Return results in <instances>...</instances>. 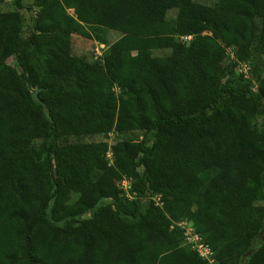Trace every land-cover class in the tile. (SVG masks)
<instances>
[{"label": "trees", "instance_id": "1", "mask_svg": "<svg viewBox=\"0 0 264 264\" xmlns=\"http://www.w3.org/2000/svg\"><path fill=\"white\" fill-rule=\"evenodd\" d=\"M37 1L25 35L18 10L0 11V264H208L180 220L219 264H264V0ZM72 34L103 43L101 63L75 55ZM111 131L152 137L107 156L91 138ZM108 168L130 197L71 200Z\"/></svg>", "mask_w": 264, "mask_h": 264}, {"label": "rangeland", "instance_id": "2", "mask_svg": "<svg viewBox=\"0 0 264 264\" xmlns=\"http://www.w3.org/2000/svg\"><path fill=\"white\" fill-rule=\"evenodd\" d=\"M196 1L203 2L206 4H212L213 2H215V0H196ZM20 2H21V8L18 9L17 6L15 5L14 0H4L2 5H0V11L18 10L19 13H21V15L25 19V25H24V35H25L29 32L27 25L31 21V19L34 17V12L37 9V2L38 1L37 0H20ZM68 12L72 13L73 11H72V9H69ZM262 12H263V6L260 5L258 7L257 14L259 16H261ZM174 15H175L174 9H172L168 12V17H173ZM88 29L92 33H96L100 37H103L105 39L106 45L112 43L114 40H116L120 36V34L118 32L113 31V30H108V29L93 30L90 27H88ZM191 31L197 32L198 26H195L194 28H192ZM71 43H72V52L75 55L83 56L91 62L101 63L100 59L98 58V56H96L94 54V50H93L96 46V43H97V39L95 38V36L85 37V36H82L79 34H72ZM105 48H106V46H105ZM261 49L262 50H261L259 57H261L262 61L264 62V40H263V44H262ZM154 53L156 55H165L168 53V50H166V49L155 50ZM135 58H136L135 54L132 53L131 54V64L135 63ZM7 62L10 65L15 66V63L13 61V57H9ZM230 62H233V61L230 60V58H228V56H226V58L224 59V65H227ZM230 68H231L232 77H235L238 74H241V72H242L239 64H234ZM259 71H260V73H264V65L261 66ZM230 76H231L230 74H227L226 79L230 78ZM31 90L34 94V88L31 87ZM263 121H264V119H263ZM151 137H152L151 132L144 133L142 131H134V132H128L126 134H121V133H117L116 131H111L106 135H98V136L92 137L91 140H105L109 144L110 149L108 150V153L111 155V148L119 145V142L123 138H134V139H138V140H141V139L149 140ZM72 158H73V149L72 148L64 147V148L54 149L53 159H54V163H55V167H56L55 171L61 172L63 169V166L66 163H68L69 161H71ZM116 177L117 176H116L115 172L113 171V169L108 168V170L101 172V174L98 177L93 178V184H92L91 188H89L88 190H85L78 197H71V200H75L78 202L81 200L89 201L92 198V194H93L94 189H102L104 191H110L111 192L113 190V187H116L117 185L120 186L121 180H118ZM126 186H127L126 190H128L129 185L126 184ZM121 192L123 193V191H121ZM111 199H112L111 197H105V198L101 199L100 202L105 203V202L110 201ZM180 211H182V209H179L177 212L179 213ZM194 211L196 212V214L200 215V212L197 210V208H194ZM86 215H88V214H84L83 216H86ZM210 225L211 224L208 223V221H206L205 226L209 228V227H211ZM244 261L245 260L243 259L240 264H244Z\"/></svg>", "mask_w": 264, "mask_h": 264}, {"label": "built area", "instance_id": "3", "mask_svg": "<svg viewBox=\"0 0 264 264\" xmlns=\"http://www.w3.org/2000/svg\"><path fill=\"white\" fill-rule=\"evenodd\" d=\"M184 40H189L191 38V35L182 37ZM105 48V45L103 43H96L94 50V54L96 56H101L103 53V50ZM229 55L231 58H233L232 52H229ZM241 67V70L243 73L247 72V65L245 63L239 64ZM107 156H111L109 153ZM126 184L128 185V182L126 180H122L120 183V188L124 190L125 195L130 197L129 191L126 190ZM152 198L156 201V204H161L159 195H152ZM177 225H179L183 229L184 239L183 243L188 245L190 248L196 250L198 254L207 260L208 264H219L217 259L214 256L213 250L210 248V246L202 239V236L195 231V228L193 227V224L191 222H188L187 220H180L177 222Z\"/></svg>", "mask_w": 264, "mask_h": 264}]
</instances>
